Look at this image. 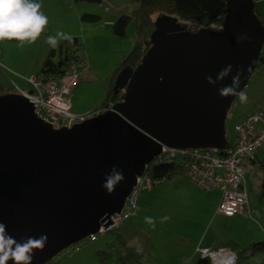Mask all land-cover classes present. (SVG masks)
Wrapping results in <instances>:
<instances>
[{
	"label": "water",
	"instance_id": "obj_1",
	"mask_svg": "<svg viewBox=\"0 0 264 264\" xmlns=\"http://www.w3.org/2000/svg\"><path fill=\"white\" fill-rule=\"evenodd\" d=\"M225 1L220 31H193L176 18H159L141 64L115 79V94L125 90L123 101L70 129L38 118L25 94H0V223L17 242L47 237L30 264H46L109 228L163 146L225 147L228 112L264 47L255 1ZM229 65L225 78L206 79L217 80ZM237 76L236 94L222 96L219 90ZM113 166L124 179L109 194L102 184Z\"/></svg>",
	"mask_w": 264,
	"mask_h": 264
},
{
	"label": "rangeland",
	"instance_id": "obj_2",
	"mask_svg": "<svg viewBox=\"0 0 264 264\" xmlns=\"http://www.w3.org/2000/svg\"><path fill=\"white\" fill-rule=\"evenodd\" d=\"M36 2L41 4L40 11L48 18V24L34 43L21 46L19 42H0V84L13 90L15 94L30 92L31 87L26 78L33 73L40 74L52 48L46 43V38L63 32L84 46L89 67L85 75L86 81L73 92L72 111L84 114L106 108L103 100L112 77L136 42L133 22L128 26L124 38L114 36L113 26L122 16H130L139 6L131 0H100V3L75 0ZM259 6L264 16V0L260 1ZM86 15L98 16L100 21L87 22L83 19ZM155 19L157 21L159 17L155 16ZM179 23L188 28L187 22ZM211 29L221 30L217 27ZM65 41L60 40L54 49L58 50L59 45ZM60 60L61 56L57 53L54 62L58 63ZM261 78L264 79L262 63L254 71L243 92L246 93ZM80 93L84 94L82 99L78 97ZM239 102L238 97L226 119L225 127L229 138L235 136L236 123L248 109V106L239 107ZM248 171L244 184L251 201L250 217L238 216L228 219L229 221L206 218V210H197L193 203L188 206L182 201L183 192H179L177 187L184 181H190L181 174L154 186L150 192L140 193L135 214L118 231L127 238L130 248L144 255L148 264H197L200 256L189 252L192 251L190 246L200 237L210 238L213 233L220 231L237 237L243 243L237 250L240 255L237 264H262L259 262L261 255L249 257L240 253V250L253 243L264 242V171L257 172L251 164L248 165ZM146 217L153 219L154 227L145 221ZM164 217L168 219L164 220ZM202 217L204 220L200 221ZM243 231L245 235L238 236ZM228 237L224 240L227 241ZM200 246L203 247L202 244ZM65 251L73 254L65 259L57 256L50 264H98L97 254L100 251H113L116 255L124 253L109 234L98 236L94 241L84 240ZM65 251L60 255H64Z\"/></svg>",
	"mask_w": 264,
	"mask_h": 264
},
{
	"label": "built area",
	"instance_id": "obj_3",
	"mask_svg": "<svg viewBox=\"0 0 264 264\" xmlns=\"http://www.w3.org/2000/svg\"><path fill=\"white\" fill-rule=\"evenodd\" d=\"M67 59L62 74L40 73L27 77L26 81L31 87L32 95L23 93L34 105L37 117L55 129H70L110 110V108L96 109L87 114H77L72 111L73 92L81 84V76L88 72L89 67L84 48L80 43L70 46ZM262 61H264V48L259 64ZM234 130L233 142L226 144L220 155H214L207 149L163 146L161 152L137 177L121 211L112 216V225L109 228L101 227L98 233L90 235L85 241H94L98 236L120 228L129 220L136 212L139 194L150 192L154 186L169 180L166 176L155 179L154 171L161 166H175L202 191H219L221 200L217 208L218 214L227 218L244 213L249 215L244 187L246 170L243 162H254L260 151L264 149V116L249 115L236 124ZM109 247L112 249V246ZM61 253L57 255L60 259L73 254V252L67 254V251L63 253L64 255H60ZM196 253L201 259L209 260L210 264H237L240 258L238 253L229 249L215 250L200 246ZM51 261L46 264H50Z\"/></svg>",
	"mask_w": 264,
	"mask_h": 264
},
{
	"label": "trees",
	"instance_id": "obj_4",
	"mask_svg": "<svg viewBox=\"0 0 264 264\" xmlns=\"http://www.w3.org/2000/svg\"><path fill=\"white\" fill-rule=\"evenodd\" d=\"M88 2V3H100V0H75V2ZM133 4L138 5L130 16H122L113 26V34L116 37H126V30L128 26L133 22L136 28V42L133 50L126 57V59L119 65L117 71L114 73L112 80L106 91L103 105L106 108H112L115 104L122 102L125 90H120L119 93L115 94L113 89L115 79L119 72L125 67H130L133 71L141 64L144 56L151 48V36L155 31V23L157 17H171L176 18L178 22H187L188 28L193 31L200 29H211V28H222L225 20V0H131ZM255 1V0H254ZM256 3V2H255ZM255 14L260 18L263 26L264 22L262 17L259 15L257 6L255 5ZM87 22H98L100 17L94 15H86L83 18ZM10 42H18L15 39L7 40ZM78 44L77 39L71 41L66 40L63 44L59 45L58 50L51 48L49 54L42 65L40 71L41 74H62L64 67L67 65V57L70 46ZM60 54V62H54V58ZM264 64V61L261 62ZM0 94H15L10 88H6L0 84ZM239 95L236 97L232 104V107L236 103ZM231 107V109H232ZM228 112V115L231 111ZM227 144H231V140L226 133ZM214 155H220L222 150L207 149ZM181 170L175 166H161L154 171L155 179H162L163 177L172 178L181 175ZM163 183V182H162ZM119 228H115L109 231L107 234L117 243L119 247L124 250V253L117 255L112 252L102 251L98 252L97 259L99 263H104L109 259L116 257L119 264H148L142 253L129 247L127 238L124 237L118 231ZM231 246L233 250H238V247L233 243H226L223 247ZM220 249V248H217ZM240 253L247 254L249 257L257 255H264V242L253 243L246 248L240 250ZM197 264H210L207 259H199Z\"/></svg>",
	"mask_w": 264,
	"mask_h": 264
},
{
	"label": "clouds",
	"instance_id": "obj_5",
	"mask_svg": "<svg viewBox=\"0 0 264 264\" xmlns=\"http://www.w3.org/2000/svg\"><path fill=\"white\" fill-rule=\"evenodd\" d=\"M41 4L36 0H0V42L5 40H17L21 46L25 43H34L44 31L48 24V18L40 11ZM243 40L244 37H240ZM60 40L71 41L72 37L58 32L56 36H48L46 43L52 48L57 47ZM264 48V47H263ZM231 69L229 65L222 70L217 80L211 77H206L210 83H216L220 79L225 78ZM238 87V76L233 77V83L230 86L221 88L220 94L227 96L236 94L235 89ZM241 103L247 102V95L241 91L238 93ZM124 179L122 170H118L113 166L111 172L106 174V178L102 187L109 194L114 191V187ZM167 220L168 217H164ZM145 221L153 227L154 221L150 217H146ZM47 237L39 238L29 237L24 242H17L15 238L5 235V226L0 223V264H7L9 259H12L14 264H30L31 253L33 249H42ZM13 245L15 247L13 248Z\"/></svg>",
	"mask_w": 264,
	"mask_h": 264
},
{
	"label": "crops",
	"instance_id": "obj_6",
	"mask_svg": "<svg viewBox=\"0 0 264 264\" xmlns=\"http://www.w3.org/2000/svg\"><path fill=\"white\" fill-rule=\"evenodd\" d=\"M260 1H262V0H255L258 13L262 17V20H263L264 19L263 12L259 6ZM78 43H80V42L78 41ZM83 48H84V46H83ZM86 73L81 76V82H80L81 84L84 81H86V79H85V78H87L85 76ZM33 74H36V73H33ZM81 84L75 90H78V88H80ZM26 93H29V92H26ZM21 94H23V93H21ZM246 95H247V102L246 103L239 102L238 106L239 107L241 105L242 106H248V109H247L246 113H244V115H242V117L238 120V122L236 124H238L240 121H242L245 117H247L249 115L260 114V115L264 116V79L261 78L256 84L253 83L250 86V88L247 90ZM78 97H81L80 99H82L84 97V94L80 93V94H78ZM93 111H95V110H93ZM93 111H91V112H93ZM87 113H90V112H87ZM87 113H84V114H87ZM234 138H235V136L230 137L231 140H234ZM250 164L254 166V169L257 172L264 171V149H262L260 151L259 155L257 156V159L254 162H249V161L243 162V165H244L245 170H246L245 175L249 173L248 165H250ZM178 176H176V177H178ZM244 187H245V184H244ZM177 188H178L179 192L180 191L183 192L184 199L182 198V201L187 203L188 206H191V204L193 203L195 205V207L197 208V210L202 209V210L207 211V217L206 218H208L210 220L213 218L214 219L221 218V219L227 220V221H229L228 219H232V218L224 217L223 215H220L217 213V208H218V205H219L220 200H221V193L219 191H210V192L202 191L196 185H194L191 181L190 182L184 181ZM245 189H246V187H245ZM246 193H247V191H246ZM179 196L180 195L178 193V198H179ZM247 200H248V212L250 213L249 209H250V202L251 201H250V198L248 196V193H247ZM245 215L247 216L248 214L247 213L238 214L233 218H236L238 216H245ZM248 216L250 217V215H248ZM202 220H204L203 217L200 221H202ZM244 235H245V231H243L242 235H238V236H244ZM227 236H229L228 237L229 239L227 241H225L224 239ZM199 239H198V241H196L195 243H193L190 246V247H192V249H191L192 251L189 250V252H192L193 254L194 253L197 254L196 250L198 247H200V244H202L203 248H212L215 250L217 248L229 249L235 253H238V251L237 250L234 251L231 246H228V247H223V246L226 243H233L234 245H236L239 248V246L243 244L241 241H239V239H237V237L227 235V233L225 231L213 233V235L210 238L200 237ZM108 248H110V247L108 246ZM100 252H102V251H100ZM116 257H117V255H116ZM116 257H113L104 263H98V264H119ZM259 259H260L259 262H262V264H264V255H261L259 257Z\"/></svg>",
	"mask_w": 264,
	"mask_h": 264
}]
</instances>
